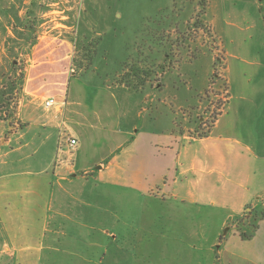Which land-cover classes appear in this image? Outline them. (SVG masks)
Segmentation results:
<instances>
[{"label": "rangeland", "instance_id": "1", "mask_svg": "<svg viewBox=\"0 0 264 264\" xmlns=\"http://www.w3.org/2000/svg\"><path fill=\"white\" fill-rule=\"evenodd\" d=\"M31 64L38 71L32 76ZM61 65L71 75L63 111H47L35 101L28 106L46 112L41 121L62 124L61 133L48 131L23 147L14 169H40L57 157L77 173L98 171L101 160L119 153L121 140L113 131L119 124L205 132L225 109L231 83L264 68V0H0V112L12 124L27 123L26 88L39 93L63 85L50 77ZM142 73V91L122 85L139 82L134 75ZM72 136L78 137L73 148ZM185 147L198 151L201 143L186 141ZM105 177L127 190L123 225L109 228L116 238L112 264H151L157 252L163 264H264V231L255 237L236 220L246 212L232 208L237 202L204 198L209 204L203 206L184 191L177 198H164L156 188L149 193L127 174ZM239 224L253 236L243 237Z\"/></svg>", "mask_w": 264, "mask_h": 264}, {"label": "crops", "instance_id": "2", "mask_svg": "<svg viewBox=\"0 0 264 264\" xmlns=\"http://www.w3.org/2000/svg\"><path fill=\"white\" fill-rule=\"evenodd\" d=\"M30 67L29 75L38 72L34 64ZM51 73L63 85L39 93V88L37 92L25 89L24 113L29 117L27 121L22 118L27 122L23 127L11 125L12 119L0 112V264H112L109 250L116 238L109 228L113 223L123 225L120 212L128 206L127 197L122 202L127 190L105 176L127 174L149 193L157 189L164 198H177L184 191L188 200L203 206L209 204L204 198L222 205L237 202L232 208L246 212L237 213L236 220L244 226L257 224L255 237L264 231V68L256 67L251 76L244 73L239 84L231 83L225 109L210 129L219 136L175 128L159 133L145 125L119 124L113 130L121 140L116 145L119 153L111 152L107 163L101 160L98 171L88 167L77 173L57 157L40 169H14L23 147L42 140L48 131L61 133L62 124L53 119L41 121L46 112L28 108L34 101L44 105L55 96L62 106L52 108L63 111L67 102L62 96L71 75L62 65ZM186 141L201 143L200 150L186 149ZM132 145L139 147V153L128 152ZM58 146L57 142V151ZM161 257L157 252L151 264H163L158 260ZM117 261L122 264L121 259Z\"/></svg>", "mask_w": 264, "mask_h": 264}, {"label": "trees", "instance_id": "3", "mask_svg": "<svg viewBox=\"0 0 264 264\" xmlns=\"http://www.w3.org/2000/svg\"><path fill=\"white\" fill-rule=\"evenodd\" d=\"M202 5H205V2L204 1H202ZM200 13H203V11L201 10L200 11ZM33 19L35 20L36 19V17L34 16L33 17ZM199 22H200V20H199ZM26 28H33V26H31V25H29V24H27L26 26H25ZM73 64L75 65L76 63L75 62H73ZM217 64V63H216ZM90 63H87V65H85V69L87 70V69H89L90 68ZM79 67V66H78ZM72 68H74V67H72ZM79 69H80V67H79ZM74 71H75V74L74 75H78L77 73V70L74 68ZM134 76H136V78H138L139 77V82L137 81V82H132V83H125V82H123V84L122 85H126L127 87H130V88H132V89H136V90H138V91H142L143 89H144V77H143V73H142V75L140 76L139 74H135ZM136 78H135V80H136ZM227 86V91H228V88H229V86L228 85H226ZM228 94H229V91L227 92ZM219 114H221V111L220 112H218L217 113V115L216 116H214V118H213V120H212V122L210 123V126L207 128V130L205 131V132H203V133H200V134H198L199 136H206V135H208V133L210 132V129L213 127V125H214V123H215V121H216V119H217V116L219 115ZM4 118L5 119H11V117H9L8 116V113L6 112V116H4ZM10 124L11 125H13L14 126V123L12 124V121L10 122ZM21 127V124L19 123L18 124V127L17 126H15L16 128H20ZM255 219H257L256 217H255ZM238 226V229L240 230L241 229V226H243V225H237ZM245 227H250V228H252L253 230H252V232H256L257 231V229H258V225L257 224H250V225H247V226H245ZM241 231V235L243 236V237H247V238H249V237H251V236H253V233H248L247 231H243L242 229L240 230Z\"/></svg>", "mask_w": 264, "mask_h": 264}, {"label": "built area", "instance_id": "4", "mask_svg": "<svg viewBox=\"0 0 264 264\" xmlns=\"http://www.w3.org/2000/svg\"><path fill=\"white\" fill-rule=\"evenodd\" d=\"M44 106L46 108H50V107H54V106L57 108H61L62 105L60 104V101L55 96H51L45 100ZM68 143L73 148L77 144V139L70 137L68 139Z\"/></svg>", "mask_w": 264, "mask_h": 264}]
</instances>
